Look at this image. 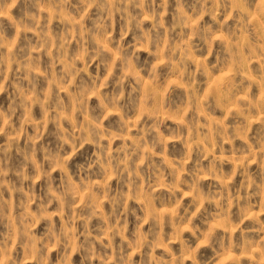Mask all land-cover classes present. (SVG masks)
<instances>
[{"label": "clouds", "instance_id": "9594fccd", "mask_svg": "<svg viewBox=\"0 0 264 264\" xmlns=\"http://www.w3.org/2000/svg\"><path fill=\"white\" fill-rule=\"evenodd\" d=\"M0 264H264V0H0Z\"/></svg>", "mask_w": 264, "mask_h": 264}]
</instances>
